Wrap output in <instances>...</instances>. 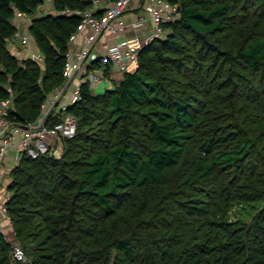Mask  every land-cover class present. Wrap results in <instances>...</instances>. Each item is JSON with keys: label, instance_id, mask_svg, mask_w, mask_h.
Here are the masks:
<instances>
[{"label": "trees", "instance_id": "16d2710c", "mask_svg": "<svg viewBox=\"0 0 264 264\" xmlns=\"http://www.w3.org/2000/svg\"><path fill=\"white\" fill-rule=\"evenodd\" d=\"M46 1L0 0V96L23 123L64 78L83 16L62 10L93 4L52 0L30 25L45 63L20 62L14 17ZM170 1L181 14L136 70L84 86L64 151L12 165L18 264H264V0Z\"/></svg>", "mask_w": 264, "mask_h": 264}, {"label": "built area", "instance_id": "2783aa9c", "mask_svg": "<svg viewBox=\"0 0 264 264\" xmlns=\"http://www.w3.org/2000/svg\"><path fill=\"white\" fill-rule=\"evenodd\" d=\"M134 8L140 10L133 14L136 16L124 18ZM49 11L43 4L34 14L19 12L16 15L21 25L9 40V46L20 62L32 58L45 63L46 57L30 25L34 17ZM62 12L80 13L83 19L79 29L71 35L64 78L48 93L38 117L23 123L11 115L14 106L11 86L8 96H0V176L10 152L15 162L24 153L32 157L46 152L60 155L62 152L57 151H64L66 140L77 133V117L70 108L83 97L84 86L93 90L100 85L105 89L113 88L116 79L139 67L144 47L166 34L165 23L176 20L181 14L180 4L170 0H93L84 10L67 6ZM2 188L5 189L0 191V231L11 242L12 263L18 264L27 260V254L16 239L7 208L11 192L7 186Z\"/></svg>", "mask_w": 264, "mask_h": 264}, {"label": "crops", "instance_id": "0c3cea01", "mask_svg": "<svg viewBox=\"0 0 264 264\" xmlns=\"http://www.w3.org/2000/svg\"><path fill=\"white\" fill-rule=\"evenodd\" d=\"M48 2H46V7H47V10H52L54 7H53V3H52V0H47ZM140 10L139 9H136L134 8L133 9V12H129L127 13L126 15H124V18H132L133 14H136L137 12H139ZM136 15L133 16V18L135 17ZM14 22L17 24V25H21V20L19 19V17L15 16L14 17ZM82 40V37L80 38ZM112 41V40H111ZM12 160H13V153L10 152L9 155H8V158H7V164L5 166V171L7 170V168L11 171V168H12ZM9 171V172H10ZM7 172V171H6ZM2 184V183H1Z\"/></svg>", "mask_w": 264, "mask_h": 264}, {"label": "rangeland", "instance_id": "374dc122", "mask_svg": "<svg viewBox=\"0 0 264 264\" xmlns=\"http://www.w3.org/2000/svg\"><path fill=\"white\" fill-rule=\"evenodd\" d=\"M50 1V0H49ZM46 2H48V1H46ZM105 90V86H103V85H100V86H98L97 88H95V92H103ZM62 151H57V153H61ZM15 163V161H14V158H13V160H12V165ZM7 164V162L5 163V165ZM7 171V172H6ZM4 170L3 171V173H2V176H0L2 179H1V182H2V185L5 187V186H7V184H8V180H9V178H10V170L7 168V170ZM2 186V187H3ZM1 186H0V191L2 192V191H4V189L5 188H2Z\"/></svg>", "mask_w": 264, "mask_h": 264}]
</instances>
